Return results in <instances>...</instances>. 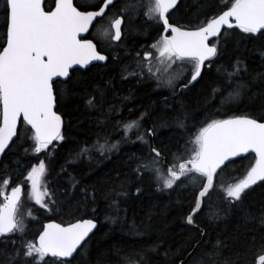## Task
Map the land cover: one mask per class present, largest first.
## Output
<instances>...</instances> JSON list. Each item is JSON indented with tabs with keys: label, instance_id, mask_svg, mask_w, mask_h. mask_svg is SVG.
<instances>
[{
	"label": "trees",
	"instance_id": "obj_1",
	"mask_svg": "<svg viewBox=\"0 0 264 264\" xmlns=\"http://www.w3.org/2000/svg\"><path fill=\"white\" fill-rule=\"evenodd\" d=\"M232 2L180 0L169 20L177 26L196 28ZM3 7L4 0H0V10ZM141 12L133 27L127 15V44H123L118 60L111 58L104 65L95 64L86 70L76 68L67 84L57 81L62 93L57 98V112L64 120L61 142L50 144L49 152L34 156L33 131L21 122L19 139L12 142L0 162V182L11 176L14 182L25 184L20 177L22 172L25 174L32 162L46 156V181L51 193L47 204L52 210L30 205L26 233L2 237L0 250L11 252L13 247L20 248L21 240L35 241L46 221L67 224L92 218L98 221V227L87 239L83 252L79 250L70 260L71 264H179L185 259L186 264H255L259 240L264 237V226L259 223L264 212V181L246 190L247 195L237 205H230L226 194H212L213 188L210 189L201 210L193 216V227L187 216L195 207L196 189L189 184L162 189L151 174L144 169L137 174L136 168L152 157L149 145L162 147L165 160L171 165L172 155L184 154L189 140L212 119L264 116V35L245 33L239 27L225 29L222 34L226 33L227 39H221V55L206 62L196 83L170 96L172 93L153 87L154 79L139 78L136 83V77L128 74L129 69H134V53H141L163 30L158 23L150 24ZM4 21L0 11V45L5 43ZM237 61L241 62V70L232 84L239 82L246 87L238 99L222 106V97L214 95L212 89L231 90L226 72H232ZM90 97H96L97 107L88 105ZM110 107L114 110L109 111ZM181 107L191 116L184 130H178L172 122L174 110ZM141 114L142 130L151 128L155 132L154 136L146 135L147 144L134 142L112 154L92 151L77 156L84 144L92 145L97 139L101 143L104 137L111 136L118 118L136 120ZM234 161L218 170L214 184L222 175L229 182L244 178L256 158L248 154ZM114 192L123 194L116 197ZM113 199L118 207L112 206ZM216 208L223 210L218 219L210 215ZM253 236L257 239L255 245ZM217 240L221 245H216ZM197 241L200 243L194 247ZM57 260L45 258L46 264H56Z\"/></svg>",
	"mask_w": 264,
	"mask_h": 264
},
{
	"label": "snow or ice",
	"instance_id": "obj_2",
	"mask_svg": "<svg viewBox=\"0 0 264 264\" xmlns=\"http://www.w3.org/2000/svg\"><path fill=\"white\" fill-rule=\"evenodd\" d=\"M118 0H100L98 4H81L79 7L73 0H54V8L45 10L43 0H4L2 10L5 21V43L0 45V105H2V123H0V153L9 147L13 137L19 139L17 125L21 116L31 125L33 150L40 153L55 140H63L62 117L54 110L58 95L56 78H67L61 83L67 84L71 80L70 69L73 65H87L93 60L106 61L107 56L97 51L93 40L79 39L81 33L87 32L93 22L107 20V27L98 26L100 40L119 41L122 37V25L125 17L131 11L144 10L146 19L158 23L163 28L164 35L150 46L151 50L136 53L138 72H129V75H145L157 80V87H172L177 79V74L170 70L173 65L181 67L187 63L191 68V79L197 81L205 67V61L212 62L213 58L222 53L221 39L227 35L221 29L227 25L232 28V19L245 33H260L264 35V0H233L231 6H226L222 11L210 19L205 20L193 30L170 23L171 10L175 8L178 0H126L118 14L108 15L116 7ZM129 19L131 17L129 16ZM171 35H168V32ZM215 37V42L210 38ZM153 51L156 52V64L153 65ZM155 68V71H154ZM127 68H125V71ZM241 70V62L233 65L232 72H226L228 88L221 90L213 88L214 95L222 97V106H227L241 95V90L246 87L242 83L232 84L233 79ZM187 84L181 85L187 88ZM175 91V89H174ZM227 92V95L224 93ZM90 107H97L96 97L87 101ZM102 103V101H101ZM110 107L109 111H113ZM172 122L178 130L187 128L190 114L181 107L174 110ZM144 114L136 120L119 124L125 136L133 130L139 133ZM154 136L155 132L149 128L143 134H138L137 139L148 143L145 136ZM186 154H173L174 161L171 166H166L165 172L161 163L165 160L162 147L149 145L152 159L137 165L136 172L141 169L155 174L157 180L163 179V186L171 189L181 178L191 183L198 192L194 200L195 207L192 212L201 210L204 198L208 196L214 186V178L218 170L222 171L228 164L235 163L233 157L252 150L256 154L255 164L247 170L243 179L224 189L229 198L230 205H237L247 195L246 190L257 183L264 181V116L260 119L251 116H235L228 119H212L200 128ZM119 142L108 144L107 137L104 143L99 139L92 144L80 147L77 156H85L92 151H111ZM40 172L45 170L41 161L38 165ZM37 168L28 173L27 179L31 181L32 191L30 197L44 208L51 211L47 203L43 202L44 196H51L50 192H41L36 181ZM9 183L4 181L5 186ZM223 187V186H221ZM140 192V189H136ZM23 193V186L18 185L11 189V195L5 197L7 203L0 206V237L17 232L23 234L25 225L18 214L19 203ZM123 193L114 192L116 197ZM93 202L95 195L93 194ZM113 207H118L116 199L112 201ZM211 208V205H208ZM95 211V210H93ZM223 210L216 208L210 215L219 218ZM31 213H29L30 215ZM189 224L194 223L193 215L187 216ZM259 223L264 226V212L259 217ZM96 227L94 219L77 220L67 226L55 221L48 223L39 234L36 241L21 240L20 248L13 247L11 252L0 250V264H46L45 258H60L56 264H71L69 258H74L78 249L83 252L87 244L86 238ZM203 238V233H201ZM15 246V241H12ZM197 241L195 246H198ZM255 245L257 239L252 238ZM259 255L255 264H264V237L259 240ZM216 245H221L219 240ZM215 247V246H214ZM215 255H219L217 250ZM183 264V262H181ZM199 264H203L200 261ZM223 264H228L224 261ZM243 264V262H241Z\"/></svg>",
	"mask_w": 264,
	"mask_h": 264
},
{
	"label": "rangeland",
	"instance_id": "obj_3",
	"mask_svg": "<svg viewBox=\"0 0 264 264\" xmlns=\"http://www.w3.org/2000/svg\"><path fill=\"white\" fill-rule=\"evenodd\" d=\"M97 2H98V0H83L82 1V4L92 5V4H96ZM139 12H137V11H131V12L128 13L129 16L131 17L130 20H131L132 27H133V24H134L136 18L138 17V13ZM141 14H142V12H141ZM150 24H153V22H151ZM135 32H137V31H135ZM159 39H160V36H158V38L152 44H154ZM151 45H147L146 47H144L145 50L141 51V56H143V52L144 51L151 50V48H150ZM135 54L136 53H134V60H135V65H133L134 66V69L133 70L129 69V72H138L139 71V69H137V67H136L137 58H136V55ZM155 57H156V52L153 51V59H152L153 65L156 64ZM154 71H155V68H154ZM170 71L173 72L174 74H177V79L174 81L172 87H166V86L157 87V80L156 79H154L152 81L153 87L156 88V89H162L163 92H166V93L176 92V89H177L176 86H178L177 84H180L181 83V80L184 81V79L186 78V75H187L188 72H189L188 73L189 76L186 78V81L191 77V75H190L191 68H190V65L187 64V63L183 64L181 67H177V65H173L172 66V69ZM133 76L136 77L135 78V80H136L135 82L136 83L139 82L140 79H147L149 81L152 80V79L148 78V75H147L146 72H145V75H143V76H140V75H133ZM174 89H175V91H174ZM0 116H1V105H0ZM128 121H131V119H127V118H124V117L123 118H118V120H117V126H115V128L113 129V132L114 133H112L111 136H109L107 139H108V144L109 145H111L113 143H116V142H119V143H118L117 147L115 149H112L111 151H107V150H105L103 152H99L98 151L100 154L104 155V154H112V153H115V152L119 151L121 149V147L123 145H125V144H130V143H134V142H140L142 144H145L143 141L137 139V135L138 134H143L144 133V130H142V128L139 130V133H137L135 130H133V131L129 132L127 134V136H125L124 130H123L122 127H119L118 126V122H119V124L122 125L123 123H127ZM141 123H142V121H141ZM198 131L196 132V134L198 133ZM194 136H195V134H194ZM194 136L191 139H193ZM145 140H147V136H145ZM57 141L58 142H61V140H57ZM33 142L35 143V141H33ZM103 143L104 142H101V144H103ZM191 148H192V144L190 142H188L187 145H186V147H185V153L184 154H186V151H190ZM50 149L51 148L48 147V149H46L44 151L45 152H49ZM44 151H42L40 153H44ZM32 152H33V155L34 156L36 154H40V153H36L33 150V148H32ZM152 158L153 157H149V159H152ZM149 159H147V160H149ZM41 161H43L44 164H45V170L43 172H40V170L38 168V165H39V163ZM165 165L166 166H171V165L167 164L166 160H164L161 163V168L165 172V176H166L167 173H166V167H165ZM34 167L37 168V174H36V177L35 178H36V181H37L38 189L41 192H45V191L49 192L48 191V187H47V181H46V180H48V178H47V173H48V160H47L46 156H43L42 159H40L38 162H36V163H33L32 162L31 165L28 167L27 172L25 174L22 172V174L20 176L23 179H25L24 182L26 181L25 184H23L24 185V192H23L22 198H21L20 203H19V208H18V214H19L20 218L23 220V223L25 225L24 234L26 233L25 230L27 228V221L29 220V217H30V215H29V213H30V210H29L30 207L31 206H36V207L38 206V207L44 208L41 203H37L34 199H32L30 197V192L32 191V188H31V181L27 179V176H28V173ZM146 172L148 174H151L157 180V178H156V176H155L154 173H152L150 171H146ZM13 178L14 177H12V179H11V176H8L3 181L0 182V195L2 197V198H0V206H2V205H4V204L7 203V200L5 199V197L9 196V193H10L11 189L13 188V186L15 184H17L16 182L13 181ZM16 178H18V177H16ZM241 179H243V178H241ZM5 180H8L9 181V183L6 186L4 184V181ZM181 180L183 181V184H181L180 181H177V184L174 185L172 188L177 187V186L185 187V186H187L189 184V185H191V188L192 189H196L191 183H189L187 180H184L183 177L181 178ZM239 180H237L235 182L234 181L229 182L224 177V175H222L219 178V180H217L215 182V184L213 186V191H212L213 193L212 192L211 193L214 194L216 192H222V193L226 194L225 191H224V189H226L228 186H230L232 184H235ZM157 181L159 182L160 186L162 185V187H161L162 189H168V188H165L163 186V179H160V180H157ZM221 186H223V187H221ZM47 197L48 196H44L43 197V202L44 203H47V199H48ZM44 209H46V208H44ZM1 238L2 237H0V240H1Z\"/></svg>",
	"mask_w": 264,
	"mask_h": 264
},
{
	"label": "flooded vegetation",
	"instance_id": "obj_4",
	"mask_svg": "<svg viewBox=\"0 0 264 264\" xmlns=\"http://www.w3.org/2000/svg\"><path fill=\"white\" fill-rule=\"evenodd\" d=\"M82 1L83 0H74V3L79 7L82 4ZM45 2L46 3H44V7H45L46 11L49 10L50 8L54 7V0H45ZM99 2H100V0H98V2L96 4H98ZM125 2H126V0H118V2L116 4V7L113 8L110 12H108V15L112 16L113 14H118L120 12L121 7L124 5ZM92 5H95V4H92ZM141 11L143 12L144 10H141ZM125 24L127 25V28H128L127 16L125 17ZM93 25L94 26L91 27V29L89 30L87 35H85V37H83V39L93 40V42L96 44L97 50L101 51V49L103 48V50L101 51V54H103V55L108 57V59L106 61H104L103 63L97 62L95 64L104 65V64L110 62L111 58H113L114 60H118L119 59V54L118 53L120 51H122V49L124 48L123 44H127L126 43L127 42V35H128L127 34V28H125L124 25H122V33L123 34H122L121 40H119V41L104 40L103 45H102L101 42H100L102 37L99 35L98 26L107 27V20L105 19V20L99 21V25L98 26H96L97 25V21H95V23ZM162 35H163V30L161 32V36ZM153 42H154V39H151V41H149V43L147 45H151ZM141 50L142 51L145 50L144 47ZM95 64H92V65H95ZM90 67H88V68H90ZM77 69L86 70L87 68L86 69L77 68ZM72 71H74V69ZM71 74L72 73H70V76H71ZM190 79H191V77L187 81L184 80V81H181L180 84H177L178 86H176V88H177L176 92H172V94L170 96H175L176 93H178V92L180 93L183 89H185V88H182L181 85L188 84V81Z\"/></svg>",
	"mask_w": 264,
	"mask_h": 264
},
{
	"label": "water",
	"instance_id": "obj_5",
	"mask_svg": "<svg viewBox=\"0 0 264 264\" xmlns=\"http://www.w3.org/2000/svg\"><path fill=\"white\" fill-rule=\"evenodd\" d=\"M179 1L180 0H178V2H177V4L179 3ZM73 2H74V0H73ZM45 3V0H43V4ZM177 6V5H176ZM175 6V7H176ZM54 8V7H53ZM172 11V10H171ZM219 15V14H218ZM170 21V20H169ZM95 23V21L93 22V24ZM171 23V22H170ZM91 27L92 26H90L89 27V30L91 29ZM234 27H238V25H236V22H235V20H234V18L232 19V28H234ZM187 30H193V29H195V28H186ZM225 29H228V26L227 25H225L222 29H221V33L225 30ZM89 30L87 31V32H84V33H81L80 35H79V39H82L83 37H85V35H87V33L89 32ZM261 31H264V30H261ZM165 33H164V31H163V35H164ZM167 34H169V35H171V32L169 31ZM216 38L215 37H211L210 38V42H212L213 40H215ZM82 40H89V39H82ZM94 43V42H93ZM98 51V50H97ZM103 55V54H102ZM97 62H100V63H103L104 61H100V60H93V61H91L89 64H87V65H73V68L72 69H70V73H71V70H73V69H76V68H81V69H86V68H88V67H90L92 64H95V63H97ZM206 62L207 61H205V64H206ZM203 72V71H202ZM199 78L200 77H198L197 78V81L199 80ZM65 79H67V78H64V77H58V78H56V81L57 80H65ZM197 81H192L191 83H188L187 85L188 86H192L194 83H196ZM54 110L57 112V103H56V106H55V108H54ZM58 114L61 116V114L58 112ZM62 117V116H61ZM235 117V116H234ZM228 118H230V117H228ZM228 118H224V119H228ZM62 120H63V117H62ZM21 122H23V123H25L30 129H31V125H28L24 120H23V117L21 116V118H20V120L18 121V125H17V131H19V126H20V124H21ZM1 123H2V105H1ZM63 124H64V120H63ZM63 124H62V129H61V131L63 130ZM32 130V129H31ZM33 131V130H32ZM16 139V137H13V140L12 141H10L9 142V147H10V145L12 144V142L14 141ZM56 141V140H55ZM55 141H53L52 143H54ZM8 147V148H9ZM8 148H6L5 149V151H4V153H0V162H1V160H2V157H3V155L5 154V152L7 151V149ZM248 154H253V155H255V158H256V154L252 151V150H249V152H247V153H241L240 154V156L239 157H233L232 159L233 160H235V159H237V158H240V157H243V156H246V155H248ZM215 179V178H214ZM261 181H257V183L256 184H258V183H260ZM256 184H254V185H256ZM18 185H22V184H17V185H15L14 187H16V186H18ZM23 186V185H22ZM253 186V185H252ZM23 191H24V186H23ZM23 194V193H22ZM11 195V191H10V193H9V196ZM197 196H198V194H197ZM21 197H22V195H21ZM21 200V199H20ZM202 205H203V203H202ZM202 205H201V208H202ZM199 212V211H198ZM197 213V212H196ZM196 213H193V212H191L190 214H192L193 216L196 214ZM87 219H92V218H84L83 220H87ZM79 220H82V219H79ZM95 220V219H94ZM51 221H55V220H49V221H46L45 223H44V225H43V228H42V230L39 232V234L44 230V227L48 224V223H50ZM77 221V220H76ZM76 221H73V222H70V223H75ZM96 221V227L92 230V232H90L89 233V237L94 233V231L96 230V228L98 227V221L97 220H95ZM56 223H58V224H62V223H60V222H58V221H55ZM69 223H67V224H62V225H64V226H67ZM191 226H193V227H196V225L194 224V223H191L190 224ZM39 234L37 235V237H36V240H38V236H39ZM89 237H87L86 238V240L89 238ZM80 249H78L77 251H79ZM77 253H74V256L76 255ZM49 257H51L50 255H49ZM60 259V258H59ZM70 260L72 259V258H69ZM186 261H187V259H185V260H183V261H181V262H183V264H186ZM181 262L179 263V264H181Z\"/></svg>",
	"mask_w": 264,
	"mask_h": 264
},
{
	"label": "bare ground",
	"instance_id": "obj_6",
	"mask_svg": "<svg viewBox=\"0 0 264 264\" xmlns=\"http://www.w3.org/2000/svg\"><path fill=\"white\" fill-rule=\"evenodd\" d=\"M46 3V2H45ZM137 53V52H136ZM136 55V54H135ZM128 60V59H127ZM120 61V60H119ZM122 64V63H121ZM126 65V64H125ZM128 69V68H127ZM170 89V88H169ZM157 90V89H156ZM170 93V92H169ZM139 118V117H138ZM19 128H20V126H19ZM141 129V128H140ZM132 145H133V143H132ZM52 259V258H51Z\"/></svg>",
	"mask_w": 264,
	"mask_h": 264
}]
</instances>
